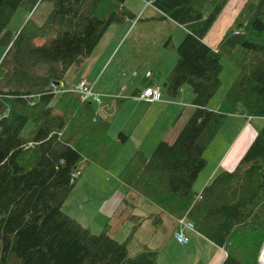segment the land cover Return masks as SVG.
Segmentation results:
<instances>
[{
    "label": "trees",
    "instance_id": "trees-1",
    "mask_svg": "<svg viewBox=\"0 0 264 264\" xmlns=\"http://www.w3.org/2000/svg\"><path fill=\"white\" fill-rule=\"evenodd\" d=\"M41 1L51 8L40 23L28 16L20 30H8L17 10L31 14ZM124 1L0 0V264H157L156 247L144 244L129 254L137 225L118 242L107 235L108 225L93 235L61 210L78 178L70 174L84 162L110 167L128 135L110 136L111 123L97 116L92 102L53 84L79 56L90 55L109 25L134 17ZM149 1L158 19L186 30L161 91L176 98L187 84L193 109L173 142L160 140L147 156L135 150L121 167L120 182L174 220L185 216L198 235L225 251L220 264H260L264 124L232 170H220L199 193L193 182L206 163L203 151L225 120L206 105L220 85L224 51L239 46L256 55L224 99L240 114L264 119V0L243 4L235 28L215 48L202 38L228 0ZM37 37H43L40 44H34Z\"/></svg>",
    "mask_w": 264,
    "mask_h": 264
},
{
    "label": "rangeland",
    "instance_id": "rangeland-1",
    "mask_svg": "<svg viewBox=\"0 0 264 264\" xmlns=\"http://www.w3.org/2000/svg\"><path fill=\"white\" fill-rule=\"evenodd\" d=\"M247 1L248 0H228V2L222 8L221 14L213 21L210 29L205 34V37L203 38L204 42L208 45L211 44V46L214 47L219 45L222 34L229 28H235V18L238 16L241 6H243V4H245ZM123 3L125 7L124 10L132 13L134 17L128 18L127 20L119 24L111 26L109 25L98 43L100 46L94 48L89 57L79 56L76 62L68 67L66 74L62 78V83L64 85H67L68 83L76 85L78 83V77L82 75L83 72L81 65L90 64L89 70L87 69L89 72H91V69L94 67V65H96V68L102 67V76L99 78L98 82L100 83V85L107 84V86L113 91H118L119 88H122L125 85L130 88L134 84H139V86L142 85L143 87L146 84H151L152 89L156 88L161 90L163 82L161 81L162 74L164 73V71L166 72L167 69L171 68V64H173L174 60L177 58L175 46H177L181 42L182 36L184 35V32L186 30L184 29V27H180L170 20L163 21L162 19H158V12H156L157 10L152 5H148V7H145V2L143 0H125ZM50 8L51 6L49 5V3L41 1L37 5L35 11L31 14L26 8L17 10V12L14 13L11 19L8 30L13 33L20 30L28 16H30L32 20H36V22L40 23L43 16L46 15ZM209 10L210 6L207 5L203 11L207 14ZM141 11H143V13H141ZM137 13H141L142 17ZM139 17H141L140 20H138ZM129 23L132 24V28H130L131 32L128 37H126V39L129 38V41H120L118 47L113 50L114 46L116 45L117 39L120 37L122 31L125 30ZM135 34L137 35V39L141 40V43L137 45H135L131 41ZM42 41L43 37H37L34 40V44H40ZM110 49L112 50V52H109ZM4 51L5 48L2 46V44H0V58L3 56ZM254 56L256 55L253 52L246 53L239 46H236L232 50V52L224 51L222 53V56L219 59V63L222 66V71H220L219 74L220 85L218 86L214 96L211 97V105L217 104V102L220 103V101L225 103L224 97L227 92L226 89L231 83L235 81L237 73L240 70L245 69V71H249L251 69L255 61ZM87 59L89 62L86 61ZM159 71L160 73H158ZM179 93L180 94L178 97L171 99L164 95V97H166V100L169 102L177 101V105H170L171 107H176L177 110L172 107L169 112L165 111L159 117V120L156 122L155 127H153L152 129L153 133L150 136V139L145 143L146 147L149 148L147 149L148 151L145 155L151 153L153 149L154 145L152 147H149L150 140L162 137L164 138L163 140L171 143L177 136V132L179 131V129H181L182 126L185 125L187 121L186 119L193 109V106H191L190 104L191 99H193V93H191V89L187 84H184V86L181 87ZM122 95L129 97L126 94V91L123 92ZM93 105L95 107L94 103ZM148 118L150 119V121L151 119L153 121H156L152 116H149ZM112 119L113 118H110L111 127L108 130L110 136L115 135V132L113 131V129L115 128L114 124H119V122H114V120ZM253 126L254 129L261 128L258 127L259 125H256L257 127H255V125L253 124ZM218 130L222 132L221 141L213 139V141L210 143V146L207 147L204 156H207L210 161H207L203 165V172L210 168L211 164L214 162L213 157H215V155L218 154L220 150H222L223 146L221 145L226 143L227 137H231L234 131L232 127L230 128L226 126L223 127V129L220 128ZM138 132L139 131L135 132L133 135L136 136ZM252 134L253 132L246 130V133L240 136L235 148H233L229 153V157H232L235 150H237V148L242 145L240 143L243 141L245 144V140L247 141V138L249 139V137H252ZM120 148L121 146L119 147V151L117 154L118 156L120 155ZM243 154L244 153L242 152V155ZM118 160L119 157L116 158V162ZM124 160L126 161L127 159H123V161ZM82 164L86 165L90 163L84 162ZM111 166L106 169L101 168L102 176L103 178L105 176L107 180L114 179V177H112L108 171L112 170ZM103 178L96 177L93 184L97 181H99V184H102ZM200 178H197V180H194L193 182V189L196 193H199L202 190L203 186H205L204 183L201 186L199 185ZM77 181L78 179H76L73 183L69 196H67L64 202V205L61 209L63 212L70 213L72 212V209L74 207H80L81 202L83 201V197L88 193V190L85 189L87 188V185H85L83 188H80L78 185H75L77 184ZM105 184H108V182ZM149 203H147V201H145L143 197L134 194H127L125 197H123L120 205L118 207L116 206L112 214L110 215V219L108 220L109 222L106 220L107 225L110 226V231L107 235L115 240H118V242L124 241V238H126L127 235L131 232L132 225H136L139 219H131L130 215L134 216L136 214L142 213L143 211L145 215H148V213L152 212V217H145L143 218V220L139 221V231H137V234H134L132 238L130 237V239L128 240V252L129 254L134 255V253H137L138 250H140L141 247L145 244L148 247L158 248L157 250L160 254V259L158 258L159 262H157V264H174V260L176 259V257H180V254L178 252L180 250L176 249L177 247H179L176 245L180 244L173 238V232L176 231L177 226L174 223L176 226L174 228L171 221V223L167 224L165 217L162 219V223L157 221L155 222V218L160 217L159 220H161L163 215L157 213V210L153 211L152 207H154V209L156 208L153 204ZM93 208H95V205L91 209ZM96 218H98V215L96 216ZM102 220V223L105 222L104 219ZM78 223L82 227L88 228V230H90L93 235H97L98 233H100L103 227V225H96L90 217L88 219L81 220ZM263 246L261 250L263 249ZM158 259L156 261H158ZM258 260L261 264L260 255ZM204 262L205 256H199V254L197 253L196 257L195 254L191 253V255L186 256V258L182 256L181 262H178L176 264H204Z\"/></svg>",
    "mask_w": 264,
    "mask_h": 264
},
{
    "label": "crops",
    "instance_id": "crops-1",
    "mask_svg": "<svg viewBox=\"0 0 264 264\" xmlns=\"http://www.w3.org/2000/svg\"><path fill=\"white\" fill-rule=\"evenodd\" d=\"M144 6L148 7L146 2L144 4ZM36 8H37V5L35 6V9ZM144 10H145V8H144ZM143 11H141V13H143ZM141 13H137V14L142 17ZM141 17H139L138 20H140ZM131 25L132 24L129 23L128 26L125 28V30L122 31V34L117 39L116 45L114 46L113 50H115L118 47L120 41H122V42L123 41L124 42L129 41V38L126 39V37H128V35L131 32V29H130V28H132ZM131 41L135 45L141 43V40L137 39L136 34L132 38ZM98 43H97L96 47L100 46ZM205 44L208 47L215 48L214 46H211V44H209V45L207 43H205ZM110 51L112 52L111 49L109 50V52ZM86 61H88V59ZM174 62H175V60H174ZM171 65H173V64H171ZM81 68H82L83 72H82V75H80L78 77L77 82L79 80H85L87 84L92 85L93 91L99 93V95L101 97V102H99L98 106L95 105L94 108H96L98 110L100 108L101 111L100 110L99 111L101 112L102 120H108L110 123V118H113L112 120H114V122H119L118 125L114 124L115 128L113 129V131L115 132V134L117 132L121 131L124 134L128 135V139L121 145L120 155L116 156V158L119 157V160L116 162V158H115L113 161L114 163L111 166L112 170H108L109 173L111 174V176L114 177V179L113 180H111V179L107 180V178L105 176L103 178L102 170H101L102 167H100L97 164H86V165L82 164V166H81L82 168L80 169L78 176H77L78 177L77 179L79 182L77 181L76 182L77 184H75V185H78L80 188H83L85 185H87L86 186L87 188H85V189L88 190V193H87V195H85L83 197V201L81 202L80 207H77V206L74 207L72 209V212H70V213L64 212L65 214H67V216L75 217L76 219H78L77 220L78 222L81 220H84V219H88L90 217L91 220L96 225L98 224L99 226L100 225L102 226V225H107L106 220L108 221L110 219V215L112 214L114 208L116 206L118 207L120 205L123 197H125L127 194H132L130 189L127 188L126 185L121 183L120 179H119L118 174L121 170V167H123V165L125 164V162H124L125 160L123 161V159L129 158L132 154H134L135 150H137V149L142 150L144 155L146 154V152L148 151L147 149H149V148L146 147L145 143L147 142V140L150 139V136L153 133V130H152L153 127H155V124L159 120V117L165 111L169 112L172 109L173 106L171 107L170 105H172V104L177 105V103H176L177 101H173V102L167 101L166 97H164L165 94H163V92L161 90L154 88L157 91L158 90L160 91V94H162V99L158 100V102H153V101L145 102V103L140 102V100L133 98V96L138 92L140 93L145 88H148V87L152 88L151 84H146L144 87L142 85L139 86V84H134L130 88H128V86L125 85L124 87L119 88L118 91H113L107 86V84H104V85L101 84L100 85V83L98 82L99 78L102 76V74H101L102 67L96 68V65H94V67L91 69V72L88 71L90 68V64L81 65ZM170 69H167L166 72L164 71V73L162 74V78H161L162 80H163L164 76H166V74L169 73ZM158 73H160V71ZM57 85L59 86L58 90L62 91L65 88H68V89L73 88L74 89L77 84L72 85V84L68 83L67 85H64L62 83V80H61V82L58 83ZM63 86H65V87H63ZM180 90H181V88H180ZM125 91L129 97L122 95V93ZM218 101H220V100H218ZM210 103H211V99L206 104L207 108L209 110H211V111L214 110L216 112L219 111L220 114L224 115V118H225L224 123L221 125V127H219V129L220 128L223 129V127L226 126V127H230V128L232 127L234 131H233L231 137H227L226 143L221 145V146H223L222 150H220L219 153L216 154L215 157H213L214 162L211 160L213 163L211 164L210 168L207 169L206 171H204L205 173L202 171L204 167L201 169V171H200L201 173H200V175H198V179L202 176L200 178V182H199L200 186L203 183L205 184L211 178H213L214 175L216 173H218L220 170L221 171L232 170L236 166V164L239 163V161L242 157L241 156L242 152L244 153V151L248 150L249 147L251 146V144H252L251 142L253 141V135L256 136V134H257V131H258L257 129H259V128L254 129L253 124L255 125V127H257L258 125H259L258 127H262L264 124L263 118H260V117L248 118V117L239 113L238 107L233 106L232 104H230L226 100H225V103L222 101H220V103L217 102V104H212V105ZM190 104H191V102H190ZM173 108H175L177 110L176 107H173ZM149 116H152L153 118H155L156 121H153L152 119L150 121V119L148 118ZM136 130L139 132L135 136L133 134L135 132H137ZM246 130L253 132L252 137H249V139L247 138V141L245 140V142H246L245 144L242 141L240 143L242 145L239 148H237V150H235L234 155H232V157H229V153L231 152V150L233 148H235V146L237 145V143L239 141L240 136H242L244 133H246ZM217 132L218 133H216V135H215V137H213V139L221 141V135H222L221 133L222 132L220 130H217ZM163 139L164 138L160 137L158 139L150 140L149 147H152L153 145L155 146L158 142H160V140H163ZM213 139H212V141H213ZM205 151H203V158H205L206 162H207V161H210V159L207 158V156H204ZM206 155H207V153H206ZM145 156H147V155H145ZM201 174H203V175H201ZM96 177L97 178H99V177L103 178V181H102L103 183L99 184V181H97L93 184ZM196 180H197V178H196ZM107 182H108V184H105ZM147 203H149V202L147 201ZM149 204H153V203L150 202ZM94 205H95V208L91 209ZM153 205H151V206H153ZM154 206L156 209H154V207H152L153 211L157 210V213H160L161 215H163L161 220H159L160 219V217H159V218H155L154 221L155 222L156 221L161 222L162 219L165 217L166 223L169 224L172 222L173 226L175 228L176 227L174 224L175 220L173 218H171V216H169L168 214L161 213L158 210L157 206L156 205H154ZM150 211H152V210H150ZM151 213L152 212L148 213V215H145V213L143 211L142 213L134 215L135 217L137 216L139 218L137 221V224H136L137 225V231H139V229H140L138 226L140 223L139 221L143 220V218H145V217L146 218L152 217L153 214H151ZM68 214H70V215H68ZM97 215H98V218H96ZM102 219H104L105 222L102 223L101 222V221H103ZM109 228H110V226H109ZM137 231L135 232V234H137ZM185 236L187 239H189L188 244L185 245V244L179 243L180 245H176V246H179L176 249L180 250L178 252H179L181 258H182V256H184L186 258V256L191 255V253L195 254L197 257V253H198L199 256H202V257L205 256L204 264H220L221 261L223 260V258L225 257V251H223L222 248H220L218 246L216 247L215 245H213V243L210 240H208L207 238H203L200 235H198L196 230L195 231H191V230L186 231ZM159 257H160V254L158 255V258ZM180 257L179 256L176 257V259L174 260V264L181 262ZM159 259L157 262H159Z\"/></svg>",
    "mask_w": 264,
    "mask_h": 264
},
{
    "label": "built area",
    "instance_id": "built-area-1",
    "mask_svg": "<svg viewBox=\"0 0 264 264\" xmlns=\"http://www.w3.org/2000/svg\"><path fill=\"white\" fill-rule=\"evenodd\" d=\"M145 2L147 5H152V2H150L149 0H145ZM92 89H93L92 85L87 84L85 80H79L75 88L74 89L72 88L71 91H73V93L79 96L82 100H87L98 106L99 102H101V97L99 93L93 91ZM133 98L140 100V102H143V103L151 102V101L158 102V100L162 99V94H160L159 90L157 91L156 89H152L148 87V88H145L140 93L139 92L136 93L133 96ZM95 110H96L97 116L100 117V119H102L100 108H99L100 111L96 108ZM81 166L78 167V169H75L70 174V177H72V179L77 178L78 173L80 169L82 168ZM185 218H186L185 216H182L180 218L175 219V224L177 226V229L175 232H173V238L176 241H178V243L187 245L189 242V239L186 238L185 232L190 231V230L195 231V227L191 221H188Z\"/></svg>",
    "mask_w": 264,
    "mask_h": 264
},
{
    "label": "bare ground",
    "instance_id": "bare-ground-1",
    "mask_svg": "<svg viewBox=\"0 0 264 264\" xmlns=\"http://www.w3.org/2000/svg\"><path fill=\"white\" fill-rule=\"evenodd\" d=\"M260 260H261V264H264V246L263 249L261 250V254H260ZM260 263V262H259Z\"/></svg>",
    "mask_w": 264,
    "mask_h": 264
},
{
    "label": "water",
    "instance_id": "water-1",
    "mask_svg": "<svg viewBox=\"0 0 264 264\" xmlns=\"http://www.w3.org/2000/svg\"><path fill=\"white\" fill-rule=\"evenodd\" d=\"M53 85H57V82H54ZM263 244H264V242H263ZM263 244H262V246H263ZM262 246H261V248H262ZM258 257H259V255H258ZM258 262H259V260H258Z\"/></svg>",
    "mask_w": 264,
    "mask_h": 264
}]
</instances>
